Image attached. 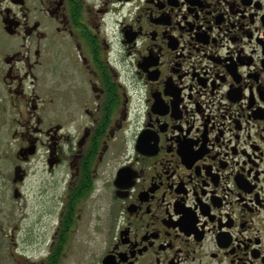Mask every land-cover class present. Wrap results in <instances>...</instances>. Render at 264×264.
Instances as JSON below:
<instances>
[{
    "label": "flooded vegetation",
    "instance_id": "flooded-vegetation-1",
    "mask_svg": "<svg viewBox=\"0 0 264 264\" xmlns=\"http://www.w3.org/2000/svg\"><path fill=\"white\" fill-rule=\"evenodd\" d=\"M0 264H264V0H0Z\"/></svg>",
    "mask_w": 264,
    "mask_h": 264
},
{
    "label": "rangeland",
    "instance_id": "rangeland-1",
    "mask_svg": "<svg viewBox=\"0 0 264 264\" xmlns=\"http://www.w3.org/2000/svg\"><path fill=\"white\" fill-rule=\"evenodd\" d=\"M88 227H83L82 229H81V231H83V233L82 234H85V232L86 231H88ZM88 234H89V232H88ZM88 244L86 243V244H84V246H87Z\"/></svg>",
    "mask_w": 264,
    "mask_h": 264
}]
</instances>
